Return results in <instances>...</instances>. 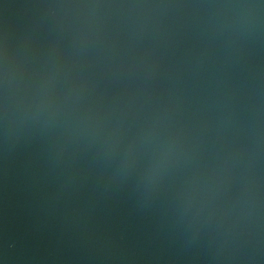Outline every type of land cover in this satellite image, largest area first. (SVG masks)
Wrapping results in <instances>:
<instances>
[{"label": "water", "instance_id": "water-1", "mask_svg": "<svg viewBox=\"0 0 264 264\" xmlns=\"http://www.w3.org/2000/svg\"><path fill=\"white\" fill-rule=\"evenodd\" d=\"M0 264H264V0H0Z\"/></svg>", "mask_w": 264, "mask_h": 264}]
</instances>
